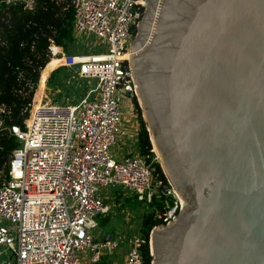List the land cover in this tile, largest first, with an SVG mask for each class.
<instances>
[{"label":"water","instance_id":"1","mask_svg":"<svg viewBox=\"0 0 264 264\" xmlns=\"http://www.w3.org/2000/svg\"><path fill=\"white\" fill-rule=\"evenodd\" d=\"M144 11L129 46L136 100L185 199L150 229L151 263L264 264V0Z\"/></svg>","mask_w":264,"mask_h":264},{"label":"built area","instance_id":"2","mask_svg":"<svg viewBox=\"0 0 264 264\" xmlns=\"http://www.w3.org/2000/svg\"><path fill=\"white\" fill-rule=\"evenodd\" d=\"M69 3L76 38L90 32L104 43L101 49L67 53L49 38V60L59 59L55 68L76 66L79 76L94 83L87 82L77 102L67 97L35 104L32 98L23 126H10L20 144L9 155L8 175L0 171V255L8 253L0 264H87L79 255L83 250L96 263L121 243L128 246L122 264H144L140 235L109 233L104 239L90 230L98 224L95 216L109 211L101 187L134 192L148 204L167 196L159 213L162 223L172 221L183 206L170 182L154 174L148 154L133 146L120 155L109 150L117 137L127 135L120 103L123 95L135 94L128 51L145 0ZM18 76L24 78L21 70Z\"/></svg>","mask_w":264,"mask_h":264},{"label":"trees","instance_id":"3","mask_svg":"<svg viewBox=\"0 0 264 264\" xmlns=\"http://www.w3.org/2000/svg\"><path fill=\"white\" fill-rule=\"evenodd\" d=\"M69 1L32 0V4L28 6L26 0H0V171L5 175H8L9 155L20 144L10 132V126H23L33 95L36 101L39 100L49 70L59 62L56 57L49 60V38L61 45L65 52L77 53L78 48H74L73 44H77L78 39L73 32V8ZM68 68L70 67L66 65L54 68L47 77V84L59 86L65 83ZM19 70L24 78L18 76ZM38 80L39 86L36 89ZM57 89L58 87L52 88L51 91ZM133 100L138 106L136 98ZM136 110L139 121L136 147L141 153L148 154L154 174L166 183L167 179L155 158V149L140 108L137 107ZM115 190L121 188L115 187ZM166 198L167 196L154 197L148 209L140 215L138 234L143 238L140 250L144 264H150L152 259L149 232L152 226L162 223L159 213L164 210ZM101 264H105V260Z\"/></svg>","mask_w":264,"mask_h":264},{"label":"rangeland","instance_id":"4","mask_svg":"<svg viewBox=\"0 0 264 264\" xmlns=\"http://www.w3.org/2000/svg\"><path fill=\"white\" fill-rule=\"evenodd\" d=\"M144 10L145 7L141 14L145 12ZM77 39H78V43L73 44L74 48H78L76 49L77 53L88 52L89 50H93L95 48L101 49L102 44L104 43L103 39L96 37L90 32L80 33V36ZM72 53H74V51ZM54 68H52L49 71V73ZM68 69L69 72L66 73L65 74L66 76L64 77L65 83H62V85L59 86L56 84L54 85L47 84L46 81L49 75L48 73L44 80V88L39 100L36 101L33 95L34 102L35 103L45 102V101L65 102L67 97L70 100H74L75 102H77L80 99V97L84 95V93L86 92L87 82H89L90 85L92 86L94 80L79 76L78 68L76 66L70 67ZM38 86H39V80L36 89L38 88ZM56 87H58L56 91L54 90L51 91L52 88H56ZM133 97L137 98L136 95L134 94L131 97L128 95H123L121 99V103H120V110L122 116L121 128L123 129L124 134L127 135L123 136L122 140H119V138L117 137V143L109 147V150L114 155H118L120 153L119 152L120 150L121 152H123L128 147L131 146L136 147L135 144H136V138L138 135V126H139L136 109L137 107H139V104L137 102L138 106H136ZM140 111L142 115V110ZM129 140L130 143H128ZM154 153L156 160H158L160 163V159L158 158L156 152ZM99 192L105 195V199L109 206V211L106 214H99L98 216H95V219L97 220L98 224L90 230L92 235L97 238L104 237V235L107 232L112 234L120 233L131 236L139 235L138 231L141 220L140 215L144 210L148 209L150 204L138 200L134 192L125 191L123 189L115 190V187H101L99 189ZM15 231H16V227L15 225H12L11 232L15 234ZM127 248L128 246L126 244L121 243L113 252L108 253L106 255H101V257L98 259L96 263L89 262L88 260L89 253L86 250L81 251L79 255L86 260L87 264H101L103 260H105V264H122V257L126 253ZM7 258H8L7 252H4L2 253V255H0L1 261H4Z\"/></svg>","mask_w":264,"mask_h":264},{"label":"bare ground","instance_id":"5","mask_svg":"<svg viewBox=\"0 0 264 264\" xmlns=\"http://www.w3.org/2000/svg\"><path fill=\"white\" fill-rule=\"evenodd\" d=\"M128 57L130 58V48H129V51H128ZM150 138H151V141H152V144H153V147H154V149H155V152H156V154H157V156H158V158L161 160V154H160V152H159V150H158V148H157V145H156V143H155V141H154V139L152 138V134L150 135ZM163 168H165L164 166H163ZM166 170V169H165ZM167 171V170H166ZM168 173V172H167ZM169 176V175H168ZM170 177V176H169ZM172 182V181H171ZM173 183V182H172ZM173 188H174V185H173ZM175 189V188H174ZM181 199H182V201H183V203L185 202V199H184V197H181Z\"/></svg>","mask_w":264,"mask_h":264},{"label":"crops","instance_id":"6","mask_svg":"<svg viewBox=\"0 0 264 264\" xmlns=\"http://www.w3.org/2000/svg\"><path fill=\"white\" fill-rule=\"evenodd\" d=\"M50 71V70H49ZM49 73V72H48ZM40 77V76H39ZM118 155H120V154H118ZM107 233H109V232H107Z\"/></svg>","mask_w":264,"mask_h":264}]
</instances>
